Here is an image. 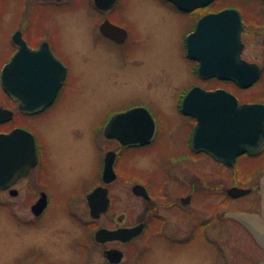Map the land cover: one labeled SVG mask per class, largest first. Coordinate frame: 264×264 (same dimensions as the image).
<instances>
[{
    "label": "rangeland",
    "instance_id": "1",
    "mask_svg": "<svg viewBox=\"0 0 264 264\" xmlns=\"http://www.w3.org/2000/svg\"><path fill=\"white\" fill-rule=\"evenodd\" d=\"M51 1L0 0V65L9 53L7 36L11 28L17 24L18 28L27 26L29 7L33 6L34 10L41 6L44 9H40L39 18L36 15L35 24L42 21V26L57 28L61 32L70 67L67 93L56 108L41 116L19 120L21 125L33 126L38 133L47 152L48 178L54 190L46 214L40 223L29 228L28 233L21 232L22 235H15L20 238L6 242L13 237L0 232V264H13L26 254L34 256L28 264L88 263L101 258L98 249L92 250L88 256L79 249V242L85 241L90 231L100 226L111 228L139 222L144 202L132 194L131 185L140 183L146 175H155L158 160L153 158L151 151L119 152L115 165L118 166L115 169L118 178L108 186L111 209L107 216L93 221L86 204V195L96 185L100 157L99 154L96 160L92 127L99 149L101 146L105 150L112 147L100 135L108 115L139 105L151 113L160 129L161 126H169L170 130L174 126H194L195 120L176 108V97L192 85L204 90L223 88L236 96L240 104L264 105L263 31L256 34L247 28L242 36L245 44L243 58L263 68L260 78L248 89L231 83L225 88L222 82H206L193 77L190 72L193 62L185 59L183 43L188 28L179 25L173 8L160 0H120L108 13L107 18L112 23L128 31L129 38L123 47L101 37L97 42L91 40L97 38L98 24L105 15L96 12L90 1L63 0L65 3L61 6H54ZM224 9H235L247 19L253 16L247 13L255 11L257 30L264 26V5L259 0H216L205 9H196L192 15L197 19L208 12ZM4 97L0 91V101L3 102ZM158 145L165 153L167 148L163 141L160 140ZM237 166L245 178L263 173L264 152L258 157L240 156ZM180 170L183 171L179 174L182 177L194 173L211 176V179L206 178L212 185L211 193H197L193 205L195 224L196 219L203 222L216 218L215 224L207 229L208 241L196 240L181 245L166 243L165 239L174 240L190 232L185 219L176 215L179 212L161 209L158 213L168 219L167 237L150 231L149 236L138 239L131 246H122L124 259L121 264H220L219 251L225 254L227 264L262 260L264 252L256 248L246 230L226 217V213L234 209L256 210L257 206L253 194L241 201L224 197L225 188L233 183L232 170L226 172L206 160L193 165L182 164ZM216 172L221 176H216ZM257 178L255 176L254 181ZM257 185L259 189V181L254 184ZM217 186L220 192L214 189ZM170 195L173 198L171 191ZM22 198L19 210H16L30 219L31 214L22 204ZM120 215L124 216L121 223L117 221ZM3 216L0 212V225L5 223Z\"/></svg>",
    "mask_w": 264,
    "mask_h": 264
},
{
    "label": "water",
    "instance_id": "2",
    "mask_svg": "<svg viewBox=\"0 0 264 264\" xmlns=\"http://www.w3.org/2000/svg\"><path fill=\"white\" fill-rule=\"evenodd\" d=\"M181 11H191L204 7L215 0H166ZM118 0H93L94 6L101 11L112 9ZM102 35L118 44H123L127 31L105 20L99 26ZM243 30L241 17L235 9H224L217 13L203 16L193 32L187 36V56L197 61L198 74L204 79L216 77L233 81L242 89L253 86L260 76V68L255 63L242 59L244 45L241 40ZM14 42L19 44L18 52L5 65L2 73V85L9 97L16 100L23 114L33 115L52 104L60 82L65 77V68L47 49L46 58L40 52L32 51L21 39L20 33L14 35ZM264 44V40H263ZM17 69L19 72L17 73ZM17 76V77H16ZM35 83L32 95L18 93L15 80ZM182 114L195 120L191 138L193 148L210 155L228 167H232L238 156L255 154L264 143V105L260 103L239 104L237 98L223 89L204 90L193 87L184 97ZM12 112L0 108V123L9 121ZM156 126L155 119L143 106H137L114 114L106 124L103 134L115 139L122 146L148 144ZM14 145V155L5 156L0 151V189L8 187L10 181L26 175L37 164V149L32 134L23 129L14 130L9 135H0L1 145ZM115 153L110 151L104 158L102 171L103 184L116 180L113 165ZM260 213L231 211L226 217L240 223L264 249V175L259 180ZM131 192L136 197L149 199L146 189L134 184ZM249 189L233 187L228 190L232 198L245 196ZM90 217L99 219L111 206V199L106 186L93 189L86 196ZM47 203L46 195L32 207L39 215ZM119 217L118 221H122ZM143 232V225L130 228L108 230L99 229L95 239L99 243L109 241L128 242ZM106 258L111 263H119L123 252L108 250ZM258 264H264L259 262Z\"/></svg>",
    "mask_w": 264,
    "mask_h": 264
},
{
    "label": "flooded vegetation",
    "instance_id": "3",
    "mask_svg": "<svg viewBox=\"0 0 264 264\" xmlns=\"http://www.w3.org/2000/svg\"><path fill=\"white\" fill-rule=\"evenodd\" d=\"M88 1H90L93 4V0H88ZM259 1H261L264 5V0H259ZM119 2H120V0L118 1V3ZM160 2H163L167 5H170L174 10L173 13L175 14V18L177 20V23L179 25H182V26L188 28V32L184 37L183 43H184V48H185V59L193 62L192 66H191V71H190L192 73V75H194L193 77H197L198 79H200L202 81H206V82L215 81V82H222V83H231V84H234L236 87L240 88L233 81L221 80V79H218L216 77H212L209 79H204V78L200 77V75L198 74V71H197L198 63L196 61L190 59L187 56L186 37L195 29L196 24L199 21V19H201L206 14L217 13V11L216 12H208L206 14L201 15L197 19H195V18H193V15H192L193 12H195L196 9H205L210 4L206 5L204 7L196 8V9L191 10V11H181L172 3H169L165 0H160ZM51 3H53L54 6H61L65 2H63V0H52ZM118 3L112 9H110L108 11L98 10L93 5L96 12L101 13V14L106 16V17L104 16V18L99 22L98 27H97L98 33L96 31L97 38L94 37L91 39L93 42H97L98 37H101L102 39L110 41L111 43H113L116 46L118 45L119 47L120 46L123 47V44L129 38V35H128L126 41L123 44H118V43L114 42L113 40L102 35L99 31V26L103 21L108 20L109 22H111L107 18V15H108V13H110L111 11H113L116 8ZM32 9H33V6L32 7L30 6L29 7V14H28V18H29L28 25L24 26V24H22L24 27L18 28L19 24H17V26H15L14 29L12 27L11 28L12 31H10L8 33V36H7L8 43L7 44L9 47V53H8L7 57L5 58V61L0 65V91H2L3 95L5 96L4 97L5 100L3 102L0 101V108L6 109V110L12 112V118L9 121L0 123V135H3V136L9 135L14 130L23 129V130L27 131L28 133L32 134V136L34 137L35 145H36V149H37V164H36V166L31 168L26 175L19 176L17 179L10 181V185L8 187L0 189V212L2 213V215H4L3 216L4 217L3 222L7 223V224L4 223V224L0 225V232H2L4 235L9 233L8 236L11 235L13 237V238H11L9 236L10 239H6L8 241L4 240L6 242H10V240L12 241L13 239L20 238V237H18V238H15V237L19 236L18 234L22 235L21 232L23 234H25V232L28 233L29 228L35 227L36 223L41 222L42 218L44 217V215L47 212V209L49 208V205H50L49 204V198L51 199V192L53 193V190H54V188L52 186V182L48 178L50 166L47 165V152L41 143V139L39 138L38 133L36 132V130L34 129L33 126L21 125L19 120L23 117L34 118L37 116H41L43 114L49 113L50 110L56 108L55 106L59 104V100L67 93L66 87L68 84V77H69V73H70V67H69L68 62H67L68 61V59H67L68 54L64 50L63 42L61 41V40H63L61 32H59V30L57 28L42 26L41 25L42 21H41V23H38V25H36L35 24L36 23V15H37V18H39V16H40L39 14H41L40 9H44V8L40 6L38 8H34V10H32ZM247 14H250L253 16L247 19V18H245L244 15L242 16L240 14L242 25H243L242 36H243V33L245 32V30L247 28L253 29L254 33H256V34H260L261 33L260 31H263V33H264V26L262 27V29L257 30L259 28L258 23L256 21V14L257 13L255 11H251ZM112 24L117 25L114 22ZM117 26L122 27L120 25H117ZM16 33H20L21 39L26 42L27 47L30 50H32V51H43V52H40L41 57L46 58L45 53H47V49H49L50 52L52 53V55L65 68V77L60 82V84L57 88V91H56V94L54 96V100H53L52 104L49 105L47 108H45L43 111H41L37 114H33V115L23 114L19 109L18 102L8 96V94L4 91L3 85H2V73H3L4 67L19 50V44L14 42V35ZM127 33H128V31H127ZM263 40H264V36L262 39V45L264 46ZM242 42H243V38H242ZM244 50H245V44H244V49L242 52V58H243ZM66 56H67V58H66ZM259 67L261 70V73H260V76H261V74L263 72V70H262L263 68H261V66H259ZM18 72H19V70L17 69V73ZM15 83H16L18 93H23V94L28 93L27 94L28 96L32 95V92L34 91V88H35V83H33L30 79L28 80V82H20V80L17 79V80H15ZM193 87H199V86L192 85L189 88H186L182 92L181 95L176 97L177 103H178V104L176 103V108L178 109L179 112L181 109V103L183 101L184 96ZM215 89H223V88H215ZM215 89H212V90H215ZM238 103L240 104L239 100H238ZM133 107H136V106H133ZM130 108H132V107H129L127 109H130ZM127 109H125V110H127ZM125 110H120V111L114 112L112 115H108V118H107L104 126L101 127L100 135L102 134V136L106 139V141L109 144H112V147H109L108 149L105 150L101 146V150H100L99 146L97 144V136L94 133V126L92 127V136H93V140H94L93 141V148L95 150L96 160H97V157L99 156V154H100V157L98 160L99 167L97 169L96 177H95L96 178V185L89 192H91L93 189H95L96 187H99V186H106L108 189V192H109L108 186L111 183L115 182L118 178V175L115 171V169H118V166L115 167V165L117 162V158L119 157V152H122V151H132V152H134V151L135 152L151 151V152H153V158L158 160V167L156 169V173L154 176L146 177L147 176L146 175V176H144V178L140 179V181H141L140 183L135 182L131 185V188L134 184L142 185L146 189L148 196H149L148 200H146L142 197H137L144 202V210H143V214H142L139 222L134 224V225L111 227V228L100 226V227H97V228L93 229L92 231H90L89 234L86 236L85 241L79 242V247H80L79 249H81L83 251L84 256H88V254H90L92 250L98 249L101 253V258L93 260V261H89L88 263H83V264H115V263H111L106 258V256H105L106 251L115 249V250H119V251L123 252L121 250L122 246H124V247L125 246H131L138 239L149 236L148 232H150V231L155 235L156 234L160 235V237H163V238L167 237L165 235V230H166V227L168 225V219L165 216H163L162 214L158 213V211L161 209H167V210L170 209L173 212H179L176 215H179V216H181V218L185 219V223L187 224V226L189 228V232H190L186 236H182V237L178 236V238L176 237V239H174V240L173 239H171V240L165 239L166 243H173L176 245H181V244H189V243L195 242L196 240H203L204 242L208 241L207 229L210 228L213 225V223L215 224L216 218H214L213 220L209 219V220L203 221V222H199L196 219V224H195V214L193 211V205H194L195 199L197 197L196 196L197 193L199 195H206V194L211 193V191H212L211 186L212 185H211V183L207 182V180H206V178L211 179V176L209 174H208L209 176L208 175L207 176H202V175L197 176L194 173V174H190V176L188 175V177H182L181 175H179V174L183 173V171L180 170V167H182V164L187 163V164L193 165V164H195V162L206 160L208 162L213 163L216 167H220L221 170H224L226 172L228 169L232 170L233 183L231 184V186L229 188H225V191H224L225 196L224 197L226 199L231 200V201H241L244 198L253 194L255 196V199H256L255 204L257 203L256 204L257 205L256 210H253V209L252 210L234 209L232 211L256 213V214L260 213V195H259V191H258V185L254 186V184L258 183L259 178L264 174V172L263 173H261V172L254 173V177H252V175H251L250 177L245 178L242 174V170L240 171V169H238V166H237V160L240 156L236 158V161L232 167H228V166H226V165H224L218 161H215L207 153L202 152V151H197L195 148H193L192 143H191V138H192L195 126H174L173 130H170L169 126H161L162 127L161 129H163V130L160 129V126H155L151 141L148 144H143V145H140V144L132 145L131 144V145L122 146L115 139H109V138L105 137L103 134V130H104L106 124L108 123L109 119L114 114L123 112ZM160 140L163 141V145H165V147L167 148L166 152L164 151L165 153L162 152V149H160V146L158 145L160 143ZM176 142H179V143H176ZM0 151H1V154L6 153L5 156H7V157H9L10 154L14 155V152H15L14 145L13 144L12 145H1ZM110 151L115 153V160H114L113 168H114V171L117 175V178L115 181H113L107 185H104L103 180H102L104 158H105L106 154ZM263 152H264V144H263L262 149L258 153L252 154V155L249 154V156L250 157H258ZM178 171H181V172H178ZM177 172H178V174H177ZM212 174H215V173H212ZM216 176H221V174L219 172H216ZM255 176H258L256 181H254ZM73 187L74 186H72V188ZM233 187L249 189L250 192L245 196H241L238 198H232L228 195V190L230 188H233ZM214 189L216 190V192L220 190L218 186L214 187ZM170 191H171V194L173 195V198H171ZM43 194L46 195L47 203H46V206L43 209V211L37 216L32 211V207L36 204V202L41 198V196ZM22 196H23L22 204L28 208V210L31 214L30 219L26 218L25 215H23L20 211H18L19 210L18 208L20 205L19 200L21 199ZM221 207L225 208V206H221ZM16 208L18 210H16ZM110 209H111V206H110L108 212L106 214L101 215L100 218L107 216L110 212ZM119 217H121V215L117 217V221H118ZM122 217L124 218L123 215H122ZM97 220L98 219H93V221H97ZM122 221H123V219H122ZM122 221H120V222L118 221V222L121 223ZM139 224L143 225V232L141 233V235L132 239L131 241H128L125 243L119 242V241H109V242H105V243H99L95 239V233L99 229L105 228L108 230H115V229L123 228V227L130 228V227L137 226ZM1 238L5 239L3 237H1ZM249 238L251 239L253 244L256 246V248L258 250H260V252H264V249H261L260 247H258L254 243L253 239L250 236H249ZM4 241L2 240V242H4ZM33 244H35V243H33ZM219 253H220V264H227L225 254H223L220 251H219ZM32 257L34 258L33 255L26 254L23 256L22 259L20 258L21 260L15 261L13 264H28L30 262V260L32 259ZM123 259H124V253H123V258H122L121 262L123 261ZM121 262H119L117 264H121ZM259 262H264V258L262 260L261 259L255 260L249 264H258Z\"/></svg>",
    "mask_w": 264,
    "mask_h": 264
},
{
    "label": "trees",
    "instance_id": "4",
    "mask_svg": "<svg viewBox=\"0 0 264 264\" xmlns=\"http://www.w3.org/2000/svg\"><path fill=\"white\" fill-rule=\"evenodd\" d=\"M221 85H222V87L229 88L230 83H222Z\"/></svg>",
    "mask_w": 264,
    "mask_h": 264
}]
</instances>
